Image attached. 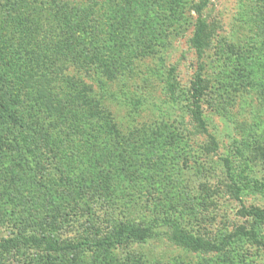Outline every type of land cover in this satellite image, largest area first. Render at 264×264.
Masks as SVG:
<instances>
[{"label":"rangeland","instance_id":"rangeland-1","mask_svg":"<svg viewBox=\"0 0 264 264\" xmlns=\"http://www.w3.org/2000/svg\"><path fill=\"white\" fill-rule=\"evenodd\" d=\"M198 1L184 0L175 23L165 0H37L71 14L58 42L87 71L70 64L63 74L91 85L96 119L87 106L55 115L37 104L0 44L5 99L31 151L0 116V241L23 229L64 244L91 232L94 243L77 255L0 250V264H264V222L242 211H264V0H207L202 10L213 29L202 58L205 133L186 101L196 65L187 7ZM5 17L0 38L19 51ZM121 225L142 228L144 240L96 243ZM176 229L221 249L179 246Z\"/></svg>","mask_w":264,"mask_h":264},{"label":"trees","instance_id":"trees-1","mask_svg":"<svg viewBox=\"0 0 264 264\" xmlns=\"http://www.w3.org/2000/svg\"><path fill=\"white\" fill-rule=\"evenodd\" d=\"M156 4V0H150ZM168 17L175 23L184 19V0H165ZM37 0H5L0 4V11L4 14L6 26H9L17 33V42L22 44L19 51L10 42L0 38V44L5 48H11L12 57L15 60V79L28 90L36 103L44 106L50 114L65 115L71 113L79 107L87 106V114L96 119V110L93 98H87V92L92 91L91 85L87 86L81 73L87 71L84 62L78 61L79 53L68 51V48L58 42L62 36L67 37L72 29L71 14L66 10H59L56 6L41 4L36 6ZM207 0H199L197 4L187 7L195 14L194 31L191 37V48L194 51L196 65L192 78L189 82L186 101L190 114L195 121V128L199 133H205L206 127L201 113V101L205 90L208 87V80L203 76L204 65L202 58L208 50L213 29L201 18L202 10L206 6ZM47 5V6H46ZM43 6V7H42ZM164 7H160L162 10ZM4 12V13H3ZM39 16L43 18L38 19ZM77 25V24H75ZM73 31V30H72ZM76 64L79 67L80 78L67 74L63 71L70 65ZM84 77V76H83ZM171 91V90H170ZM173 95V92H169ZM261 102L264 104V87L260 93ZM6 93L0 80V116L9 122V131L15 137L17 143L21 142L24 149L31 153L26 144L25 128L20 122V118L12 113L8 101L5 99ZM173 99V98H172ZM174 101V99H173ZM11 111V112H10ZM227 165V160L223 161ZM232 185L235 186L233 183ZM231 193L238 198L239 189ZM243 214L253 219L264 222V211L258 208H242ZM89 224V222H88ZM243 232H240V234ZM99 234L94 233V237ZM91 232L84 239H79L76 244H64L56 239H52L44 233L27 234L23 229L14 232L6 240L0 241V250L6 253H16L23 255L31 249H37L45 254H60L67 251L77 255L78 248L82 245H94L90 238ZM174 241L177 245L189 248L193 251H209L212 248L219 250L221 247H211L191 234L174 232ZM246 238L253 237L252 234L243 233ZM85 237V236H84ZM106 240L98 239V244H121L130 241L140 242L144 240L145 231L142 228L129 225H121L118 228H111ZM103 241V242H102ZM93 243V244H92ZM228 243V242H227ZM62 253V254H63ZM51 257H48L50 260ZM74 260V256L72 258Z\"/></svg>","mask_w":264,"mask_h":264}]
</instances>
